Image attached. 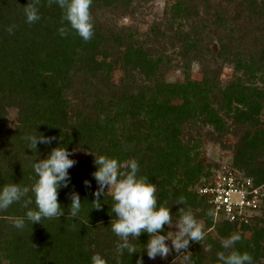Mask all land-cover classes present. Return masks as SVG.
<instances>
[{
    "label": "trees",
    "instance_id": "obj_1",
    "mask_svg": "<svg viewBox=\"0 0 264 264\" xmlns=\"http://www.w3.org/2000/svg\"><path fill=\"white\" fill-rule=\"evenodd\" d=\"M172 1L164 13L163 29L153 26L143 37L137 30L105 26L98 13L127 11L146 0H93L94 35L85 42L67 22L63 26L69 27V34H59L63 13L57 4L40 0L41 18L29 24L23 7L30 0H0V188L9 183L30 187L36 179L32 161L45 158L57 146L107 155L121 163L135 158L139 174L156 185L158 202L167 201L174 220L183 207L175 201L184 196L185 207L193 209L207 230H214L216 237L210 233L206 237L210 251L190 242L193 264H219L216 253L223 251L221 240L233 232L241 235L235 249L248 252L254 264H264V37L258 51L249 54L237 49L228 36L217 37L215 57L241 73L224 85L201 62L208 51L209 30L223 34L236 23L230 8L259 19L264 17V0ZM174 58L182 62L184 79L164 81L162 66H169ZM195 62L202 64L201 80L191 77ZM115 72H120L117 82ZM9 110L16 112L13 128L7 126ZM199 124L219 136L240 132L229 165L263 193L257 215L245 224L219 222L206 215L213 207L198 189L209 185L220 167L211 170L201 157L200 139L184 135L186 128ZM39 133L57 139L50 145L38 143L37 152L27 149L23 137ZM93 161L82 160L69 169L70 183L59 191L65 209L60 220L43 219L42 225L26 220L25 227L17 229L9 217H25L28 209L23 202L0 211V264H91L96 253L116 264L118 237L110 225L115 216L113 199L106 193L100 197L102 210L93 209L98 188L92 177ZM73 190L83 204L78 217L71 219L68 194ZM29 208H35L34 196ZM168 230L165 225L161 234ZM148 238L144 233L139 241L133 240L137 254L125 251L119 257L121 264H136L141 256L147 264L143 248Z\"/></svg>",
    "mask_w": 264,
    "mask_h": 264
},
{
    "label": "clouds",
    "instance_id": "obj_2",
    "mask_svg": "<svg viewBox=\"0 0 264 264\" xmlns=\"http://www.w3.org/2000/svg\"><path fill=\"white\" fill-rule=\"evenodd\" d=\"M93 0H48V5L57 4L62 9L61 27L58 29L62 37L69 34V27L74 30L85 42L90 41L94 35L93 16L91 5ZM40 0H30L23 13L26 22L33 24L40 20ZM67 22L68 26H63ZM15 26H10L7 31L12 34ZM101 121L105 119L103 115ZM23 139L28 142V148L37 152V144L50 145L56 137H47L43 134L25 135ZM76 149L68 151L66 146H57L43 159H35L31 166L36 179L29 186H21L19 183L5 184L0 188V211H6L14 203H20L27 210L25 217H9L14 227L23 229L26 220L33 224H41L43 219H57L65 217V209L61 206L58 197L61 188H67L71 177L69 169L75 166L77 161L69 157L75 154ZM95 157L93 163L96 171L92 173L93 179L98 185L93 193L95 199L91 202L93 209L102 210L101 196L110 193L113 199L111 214H115L110 221L111 231L118 237L115 245L117 253L116 264H121L119 257L127 253L132 256L136 253L133 240L147 233L148 240L144 244L150 260L157 257L166 259L175 251L176 258L172 264H193L192 253L188 251L190 242L200 244L205 251H210L211 244L206 243L207 232L201 220L196 218L193 209L187 205L184 196H180L174 205H182L174 220L171 207L167 201L158 202L157 187L149 182V178L140 175V167L135 158L121 163L116 158L107 155H97L89 152ZM85 187H91L88 180L84 181ZM107 188V192H105ZM32 193V196H29ZM35 208H29L33 203ZM71 204L67 210V216L71 219L77 218L82 202L79 193L72 191L68 194ZM207 216L215 219L216 210L209 208ZM42 225V224H41ZM165 225L169 229L166 234ZM241 240L239 232H233L227 238L221 240L223 251L216 253L219 264H254L253 257L248 252L241 253L235 249V245ZM171 242V247L167 243ZM142 250V251H143ZM141 251V252H142ZM91 264H108L107 260L99 253L91 257ZM136 264H143V258L137 259Z\"/></svg>",
    "mask_w": 264,
    "mask_h": 264
},
{
    "label": "rangeland",
    "instance_id": "obj_3",
    "mask_svg": "<svg viewBox=\"0 0 264 264\" xmlns=\"http://www.w3.org/2000/svg\"><path fill=\"white\" fill-rule=\"evenodd\" d=\"M143 4L135 3L133 7L129 10L123 9H111L107 11H99V19L105 26H116L118 28H128L132 30H137L142 36L149 32V29L153 26H159L163 29L162 24L165 22L164 13L171 6L174 1L172 0H146ZM217 1V4H224V0H213ZM238 1V0H237ZM203 13V12H202ZM203 15V14H202ZM230 18L236 17V23L229 25L228 30L223 34L217 33L212 30L208 32V38H206L205 47L208 51H205L204 60L201 62L208 65L211 71L215 72L217 78L221 85L229 82L235 75L240 76L241 73H236L233 66L221 63L222 61L219 58H216V53L219 50V46L216 42L218 36H228V40L233 42V45L239 48L240 51L243 50V53H256L258 49L262 46L260 44L261 40L264 37V17L261 18H248L247 16L241 15V13L236 12L235 7L229 9ZM211 21V19H210ZM188 30V27L185 26L184 31ZM210 36V38H209ZM144 37V36H143ZM259 46L257 48V45ZM245 49V50H244ZM168 53H171V50L167 49ZM245 53V54H246ZM191 77L195 80H201L203 76L202 64L193 63L191 65ZM161 78L164 81L168 82H181L183 77L182 62L174 58V60L168 65L162 66L161 69ZM120 77V72H115L113 80L118 81ZM264 119V113L262 115ZM16 124V112L14 110L8 111L7 116V126L8 128H13ZM230 132L234 130L233 125L229 122ZM229 132V131H228ZM185 137L190 139H196L200 141V152L201 157L205 164L211 167L217 166L222 167L229 165L232 162L233 157V147L236 142L237 137L239 136V131L237 134H227L219 136L214 134L211 131L210 127L205 125H195L188 127L184 130ZM220 137V138H219ZM73 160L77 161L72 169L76 168L79 161L88 160L93 161L94 156L83 151H75L73 155ZM108 189L106 188V191ZM110 194V193H109ZM205 227V226H204ZM176 229L172 228L168 231H175ZM207 233L212 234L216 237V234L213 229L207 230ZM171 247V242H167ZM189 251V250H188ZM176 253L173 250L172 254L169 255L166 259H161L157 257L155 260H150L148 258L147 264H172L173 260L176 258Z\"/></svg>",
    "mask_w": 264,
    "mask_h": 264
},
{
    "label": "built area",
    "instance_id": "obj_4",
    "mask_svg": "<svg viewBox=\"0 0 264 264\" xmlns=\"http://www.w3.org/2000/svg\"><path fill=\"white\" fill-rule=\"evenodd\" d=\"M208 196L216 210L215 221L247 223L262 206V188L254 187L250 178L233 171L230 165L220 167L209 185L198 189Z\"/></svg>",
    "mask_w": 264,
    "mask_h": 264
}]
</instances>
